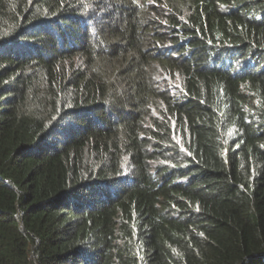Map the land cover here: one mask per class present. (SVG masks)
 <instances>
[{"label":"trees","instance_id":"16d2710c","mask_svg":"<svg viewBox=\"0 0 264 264\" xmlns=\"http://www.w3.org/2000/svg\"><path fill=\"white\" fill-rule=\"evenodd\" d=\"M0 264H264V0H0Z\"/></svg>","mask_w":264,"mask_h":264}]
</instances>
